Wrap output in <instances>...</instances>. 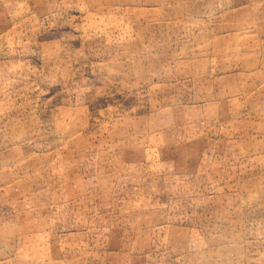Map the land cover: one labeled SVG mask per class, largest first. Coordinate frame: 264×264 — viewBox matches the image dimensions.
Masks as SVG:
<instances>
[{"label": "rangeland", "instance_id": "rangeland-1", "mask_svg": "<svg viewBox=\"0 0 264 264\" xmlns=\"http://www.w3.org/2000/svg\"><path fill=\"white\" fill-rule=\"evenodd\" d=\"M0 264H264V0H0Z\"/></svg>", "mask_w": 264, "mask_h": 264}]
</instances>
